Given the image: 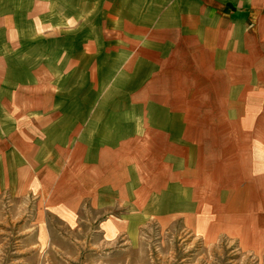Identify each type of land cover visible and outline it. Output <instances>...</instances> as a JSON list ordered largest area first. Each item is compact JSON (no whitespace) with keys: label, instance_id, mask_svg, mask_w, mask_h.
<instances>
[{"label":"crops","instance_id":"0c3cea01","mask_svg":"<svg viewBox=\"0 0 264 264\" xmlns=\"http://www.w3.org/2000/svg\"><path fill=\"white\" fill-rule=\"evenodd\" d=\"M0 15V196L32 198L42 233L52 216L104 242L155 222L264 245V0ZM38 22L58 33L22 31Z\"/></svg>","mask_w":264,"mask_h":264},{"label":"rangeland","instance_id":"374dc122","mask_svg":"<svg viewBox=\"0 0 264 264\" xmlns=\"http://www.w3.org/2000/svg\"><path fill=\"white\" fill-rule=\"evenodd\" d=\"M0 2L2 8L8 4ZM28 30L38 36L58 33L57 27L40 22L22 27ZM38 214L30 197L0 196V264H264V245L241 247L226 237L207 242L179 225L162 228L149 222L135 234L104 242L88 226L67 228L52 216L42 233Z\"/></svg>","mask_w":264,"mask_h":264}]
</instances>
